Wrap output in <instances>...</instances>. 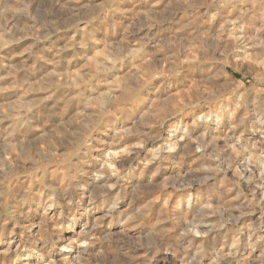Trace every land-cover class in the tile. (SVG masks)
I'll list each match as a JSON object with an SVG mask.
<instances>
[{"label": "clouds", "instance_id": "clouds-1", "mask_svg": "<svg viewBox=\"0 0 264 264\" xmlns=\"http://www.w3.org/2000/svg\"><path fill=\"white\" fill-rule=\"evenodd\" d=\"M0 264H264V0H0Z\"/></svg>", "mask_w": 264, "mask_h": 264}]
</instances>
